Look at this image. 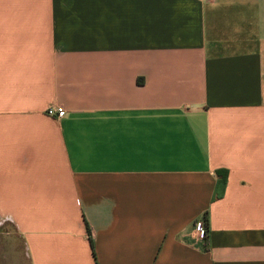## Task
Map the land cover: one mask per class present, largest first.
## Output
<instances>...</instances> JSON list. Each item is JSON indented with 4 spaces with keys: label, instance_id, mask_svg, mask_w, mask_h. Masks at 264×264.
Returning a JSON list of instances; mask_svg holds the SVG:
<instances>
[{
    "label": "crops",
    "instance_id": "crops-1",
    "mask_svg": "<svg viewBox=\"0 0 264 264\" xmlns=\"http://www.w3.org/2000/svg\"><path fill=\"white\" fill-rule=\"evenodd\" d=\"M0 264H264V0H0Z\"/></svg>",
    "mask_w": 264,
    "mask_h": 264
},
{
    "label": "built area",
    "instance_id": "built-area-1",
    "mask_svg": "<svg viewBox=\"0 0 264 264\" xmlns=\"http://www.w3.org/2000/svg\"><path fill=\"white\" fill-rule=\"evenodd\" d=\"M52 114L57 118H62L65 115V111L62 107H56L53 109ZM195 229L198 232V235L201 239H206L208 232L206 228L205 219L199 220L195 223Z\"/></svg>",
    "mask_w": 264,
    "mask_h": 264
},
{
    "label": "trees",
    "instance_id": "trees-1",
    "mask_svg": "<svg viewBox=\"0 0 264 264\" xmlns=\"http://www.w3.org/2000/svg\"><path fill=\"white\" fill-rule=\"evenodd\" d=\"M204 219H205V223H207V220H206V214H205V216H204ZM206 228H207V225H206Z\"/></svg>",
    "mask_w": 264,
    "mask_h": 264
}]
</instances>
